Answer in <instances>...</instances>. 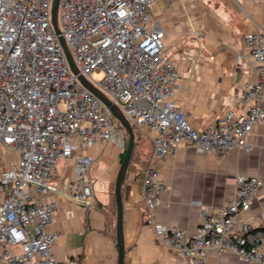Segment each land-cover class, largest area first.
Returning a JSON list of instances; mask_svg holds the SVG:
<instances>
[{
    "label": "built area",
    "instance_id": "1",
    "mask_svg": "<svg viewBox=\"0 0 264 264\" xmlns=\"http://www.w3.org/2000/svg\"><path fill=\"white\" fill-rule=\"evenodd\" d=\"M156 0H59L60 36L78 70L107 97L131 127L153 133V158L161 161L185 143L196 153L220 160L244 142L252 128L264 130V34H245V47L256 80L239 99L246 107L235 118L228 110L209 128L198 131L177 110L179 73L164 55V32L151 24ZM53 0H0V262L62 264L52 248L57 233L47 232L57 209L43 198L58 189L51 180L66 181L68 198L93 205L88 150L107 143L125 151L127 137L114 125L109 110L79 82L70 69L51 21ZM237 58H241L238 56ZM93 75H100L98 80ZM235 200L221 209L201 202V223L194 236L153 225L154 237L185 264H208L209 252L236 255L264 264V229L241 218L251 210L263 182L236 175ZM155 167L144 171L142 198L152 215L165 191ZM264 223V213L261 214ZM149 222H152L149 219Z\"/></svg>",
    "mask_w": 264,
    "mask_h": 264
},
{
    "label": "crops",
    "instance_id": "2",
    "mask_svg": "<svg viewBox=\"0 0 264 264\" xmlns=\"http://www.w3.org/2000/svg\"><path fill=\"white\" fill-rule=\"evenodd\" d=\"M150 16L151 24L163 30L164 55L179 73L175 104L189 124L201 131L213 126L228 110L235 118L243 116L246 107L239 95L256 80L244 38L248 32L264 34V0H156ZM138 133L121 188L124 264H185L180 255L158 243L153 225L180 229L189 237L194 236L201 219L199 209L192 203L199 201L211 209L230 205L235 200L236 175L258 177L263 182L251 210L241 218L264 229L261 125L254 126L244 138L248 151L235 148L223 160L210 153L198 154L181 143L158 161L153 158V133L147 128ZM122 153L107 143L88 150L93 158L88 178L91 185V179L95 182L90 208L68 198L65 183L71 179L70 168L63 179L59 173L51 180L58 193L46 195L43 201L57 205L46 231L59 234L52 248L58 262L117 264L116 209L111 186L114 187ZM4 158L0 157V164ZM150 164L166 188L151 216L142 198L144 171ZM207 261L253 264L236 255L213 251L207 254Z\"/></svg>",
    "mask_w": 264,
    "mask_h": 264
},
{
    "label": "water",
    "instance_id": "3",
    "mask_svg": "<svg viewBox=\"0 0 264 264\" xmlns=\"http://www.w3.org/2000/svg\"><path fill=\"white\" fill-rule=\"evenodd\" d=\"M59 0H53L52 9H51V21L52 26L55 33L59 36L60 45L65 53L68 64L70 66L71 71L74 75L77 76L79 82L84 86L86 90H88L95 98H97L111 113L112 117L118 122V124L123 128L127 137L126 148L124 151L123 159L120 163L119 169L117 171L114 183V202L116 209V245L118 248V258L117 264H124V236H123V206H122V198H121V188L127 173V169L131 160L133 145L135 134L134 130L124 117V115L120 112V110L100 91H98L94 86H92L84 77L78 75V70L76 65L72 59V56L66 46L64 39L60 36V31L58 28L57 22V10H58Z\"/></svg>",
    "mask_w": 264,
    "mask_h": 264
},
{
    "label": "rangeland",
    "instance_id": "4",
    "mask_svg": "<svg viewBox=\"0 0 264 264\" xmlns=\"http://www.w3.org/2000/svg\"><path fill=\"white\" fill-rule=\"evenodd\" d=\"M100 77H101L100 75H93V78H94L95 80H98ZM112 121H113L114 125H118V122H117L114 118L112 119ZM133 130H134V134H135V135L139 134V133H138V132H139L138 130H136L135 128H134ZM3 155H4V151L0 148V157L3 156ZM62 166H63L62 164H59L58 167H57L59 173H61V171H62V170H61V169H62ZM88 177H89V176H88ZM88 179H89V178H88ZM90 179H91V178H90ZM91 181H92V186H93V185L95 184V182H94V180H92V179H91ZM111 187H112V188H111V189H112L111 191L113 192L114 187H113V186H111Z\"/></svg>",
    "mask_w": 264,
    "mask_h": 264
},
{
    "label": "trees",
    "instance_id": "5",
    "mask_svg": "<svg viewBox=\"0 0 264 264\" xmlns=\"http://www.w3.org/2000/svg\"><path fill=\"white\" fill-rule=\"evenodd\" d=\"M121 127V126H120ZM123 156H124V152L122 153V155H121V161H122V159H123Z\"/></svg>",
    "mask_w": 264,
    "mask_h": 264
}]
</instances>
